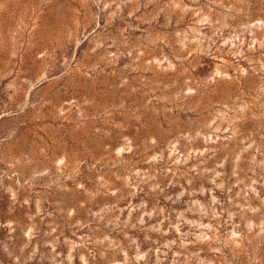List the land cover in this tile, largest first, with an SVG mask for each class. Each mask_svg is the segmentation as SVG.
Segmentation results:
<instances>
[{
    "label": "rangeland",
    "instance_id": "1",
    "mask_svg": "<svg viewBox=\"0 0 264 264\" xmlns=\"http://www.w3.org/2000/svg\"><path fill=\"white\" fill-rule=\"evenodd\" d=\"M0 264H264V0H0Z\"/></svg>",
    "mask_w": 264,
    "mask_h": 264
}]
</instances>
